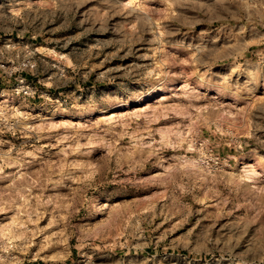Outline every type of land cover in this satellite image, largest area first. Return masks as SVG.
Segmentation results:
<instances>
[{
  "label": "rangeland",
  "instance_id": "rangeland-1",
  "mask_svg": "<svg viewBox=\"0 0 264 264\" xmlns=\"http://www.w3.org/2000/svg\"><path fill=\"white\" fill-rule=\"evenodd\" d=\"M125 1L0 0V264H264V0Z\"/></svg>",
  "mask_w": 264,
  "mask_h": 264
},
{
  "label": "built area",
  "instance_id": "built-area-1",
  "mask_svg": "<svg viewBox=\"0 0 264 264\" xmlns=\"http://www.w3.org/2000/svg\"><path fill=\"white\" fill-rule=\"evenodd\" d=\"M15 89H16L17 93L22 91V92H24L23 94H25V95H30V94L36 92L35 88H31V86L29 84H23V83L20 84L19 88L16 87Z\"/></svg>",
  "mask_w": 264,
  "mask_h": 264
},
{
  "label": "bare ground",
  "instance_id": "bare-ground-1",
  "mask_svg": "<svg viewBox=\"0 0 264 264\" xmlns=\"http://www.w3.org/2000/svg\"><path fill=\"white\" fill-rule=\"evenodd\" d=\"M135 1H137V0H126L124 3H131V2H135Z\"/></svg>",
  "mask_w": 264,
  "mask_h": 264
}]
</instances>
